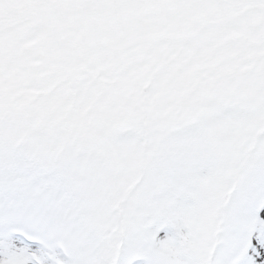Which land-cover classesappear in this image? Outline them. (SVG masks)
<instances>
[{
    "label": "snow or ice",
    "instance_id": "1",
    "mask_svg": "<svg viewBox=\"0 0 264 264\" xmlns=\"http://www.w3.org/2000/svg\"><path fill=\"white\" fill-rule=\"evenodd\" d=\"M0 264H264V0H0Z\"/></svg>",
    "mask_w": 264,
    "mask_h": 264
}]
</instances>
